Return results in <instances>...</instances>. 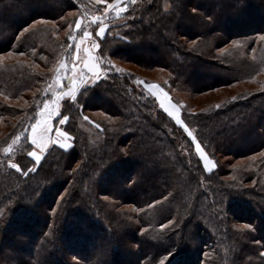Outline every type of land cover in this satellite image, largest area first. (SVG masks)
I'll list each match as a JSON object with an SVG mask.
<instances>
[{"label": "trees", "instance_id": "trees-1", "mask_svg": "<svg viewBox=\"0 0 264 264\" xmlns=\"http://www.w3.org/2000/svg\"><path fill=\"white\" fill-rule=\"evenodd\" d=\"M102 10L0 0V56L15 57L0 60V118H16L0 131V264H264V0H138L107 20L105 74L62 103L72 148L52 147L35 170L26 132L3 152ZM123 63L165 73L213 170ZM220 88L236 89L190 101Z\"/></svg>", "mask_w": 264, "mask_h": 264}, {"label": "rangeland", "instance_id": "rangeland-1", "mask_svg": "<svg viewBox=\"0 0 264 264\" xmlns=\"http://www.w3.org/2000/svg\"><path fill=\"white\" fill-rule=\"evenodd\" d=\"M91 1L94 2L95 5L101 6L103 9L101 14H99V13L93 14V21L100 22V25L98 26L97 32L95 35H93V33L91 31H87L89 33V35L87 37H84V35L82 37H80L78 39L77 43H80V41L83 40V44L81 45V49L79 50V53L77 52V49L75 48L73 53L65 61L61 62L59 64V66L53 71L54 73H53V78L51 80V83L49 85H47L46 88L44 89V93L46 95H45V99H44L43 103H45V104H47L48 101L51 102V101L55 100V96L68 94L67 91L69 89V83H68L67 78L72 75L71 69H72V65L74 63L77 65V72H76V81L77 82L74 81V83H76V87H77L76 97H77L79 91L85 85L92 84L95 82V81L90 79L91 75H90V73L87 72V70H84L83 72L80 71V69L83 68V61H84V58L86 55V52L84 51V49H90L91 53H96L97 50H99L101 47V43H100L101 39L105 37V34L108 30V27H109L108 23H107L108 18H115V17L119 18L120 17V19H123L124 18L123 14H125V13L127 14V12H129L131 10L132 5H134L135 3L138 2V0H135L134 3L132 2V0H122L120 7L125 8V10L118 13L115 9H108V11H105V9L108 7V4L113 3V0L112 1L91 0ZM164 4H165L166 9H170L172 6V4L168 1L164 2ZM81 21H82V19L80 18L79 23H81ZM81 26L82 25L80 24V27ZM101 26L105 27V32L103 34H101L99 32V28ZM87 29H89V27ZM93 40H96V42L94 44H90V43H92ZM93 45H96V47H93ZM77 55L82 57V59L77 60ZM13 58H15V57L13 55H10V54H7V55L5 54L4 56H0V60H7V59L12 60ZM112 61L116 63L115 59H113ZM62 65H64L65 67L62 68ZM99 65H100V63H99ZM122 66L126 69H130L131 71H135L138 74H140L142 77L141 83L143 86L145 84L155 85L156 87L152 88V89L146 88L145 86L144 87L149 91V93H151L156 98L158 104L164 110L168 109V111L174 112V115H171V116L175 121H176L177 116L181 119V121H183L182 116H181L180 106L173 101L169 89L163 85V81L165 79V73L163 71H161V70H146V69L141 68V67H139L135 64H132V63H123ZM100 69H101V66H100ZM103 74H105V72L101 69L100 70V77ZM57 76L63 77V79L60 81L59 86H55V83L57 82ZM81 77H83V79L86 80L87 83H81V79H80ZM235 89L236 88H233V89L232 88L216 89V90L211 91L209 93H205V94H202V95H199L196 97H192L190 99V101L195 106V109H198V108L202 107L204 104H206L207 102H209L211 99L216 100V99H220L222 96H225L228 94L230 95L231 93H233L235 91ZM61 91H63L64 93L63 94L58 93ZM66 99H71V98L68 96H64L59 100V102L57 103L56 113L52 116L51 122L49 121V127L50 126L52 127V131L49 133H47V132L42 133V137H41V140L39 143H37L36 141H33V143H36V146L38 148L35 145L31 144V140H32L31 126L34 127L36 120H37V122L39 121V119H40L39 113L43 109V104H42V107L37 112L35 120L31 121V122L28 121V123L21 126V129H23V130L20 133H18L17 136H15L9 142V144L4 148L3 152L5 154H8V155H12L13 153H15L16 149H18V147L20 146V143L23 141V139H25V132L27 133L28 142H25L24 144L26 145V149L28 151V154H31V151H36L38 153V155L40 156V160H38V161L35 160L34 157H31L36 162V165H34L32 167L33 170H35L37 165H39V163L43 160L46 153L52 147H58V148L60 147V149L62 148L64 150H70L73 146V136L65 129V124H66L67 120L63 123V119H67V117L62 116V114H61L62 103ZM13 103H15L17 105L16 101ZM51 106L56 107V105H51ZM168 111H166V112L168 113ZM15 120H16V118H10V117L0 118V131L7 130L10 122H14ZM61 123H63V124H61ZM182 126H183V128L187 127L186 124L184 123V121H183ZM57 129H58V132L56 131ZM187 129H188V131H191L193 133V131L190 130L188 127H187ZM84 130L86 132H89V133H92V131H93L89 127L88 128L86 127ZM60 133H66V135L62 136V135H60ZM193 136H194V133H193ZM196 143H199V142L195 138L194 148L197 151L198 155L200 156L204 166H205V158L212 161L211 165H208L205 168L208 171L213 170L216 167V161L208 154V152L205 150V148L200 143H199L200 144V151H198L196 148ZM9 165H10V167L15 168V169L20 171V167L15 163L14 160H11V161L9 160ZM241 169H242V167H241ZM253 172L254 171H252V172L248 171L250 176L253 175ZM245 185L249 186V184H245ZM10 204H12V203H10ZM125 208H129V209L132 208V210H135V208L131 207V206H125ZM21 222H23V221H21ZM262 253L264 254V250Z\"/></svg>", "mask_w": 264, "mask_h": 264}, {"label": "snow or ice", "instance_id": "snow-or-ice-1", "mask_svg": "<svg viewBox=\"0 0 264 264\" xmlns=\"http://www.w3.org/2000/svg\"><path fill=\"white\" fill-rule=\"evenodd\" d=\"M132 2L134 3L135 0H132ZM122 3V0H113V3L108 4V7L105 9V11H108V9H115L118 13L122 12L125 10V8L120 7ZM95 22V21H93ZM80 27V23L79 21H77V28ZM24 31H27V29H25ZM99 32L101 34H103L105 32V27L101 26L99 28ZM89 35V33L87 31L84 32V37H87ZM70 39L72 38L71 36L69 37ZM262 40H264V36L261 37ZM83 44V40L80 41V43H77L75 45L77 52L79 53V50L81 49V45ZM93 47H96V45H93ZM84 51L86 53L89 54L88 59L83 61V68L80 69L81 72H83L84 70H87L88 73H91V77L90 79L93 81H96L99 79L100 77V70L99 67L96 63L92 62V57L90 55L91 50L90 49H84ZM82 59V57H80L79 55H77V60ZM65 66L62 65V68H64ZM72 75L69 76L68 79V83H69V89L67 91V95H58L55 96V100L51 101V102H47V104L43 103V109L42 111L39 113L40 115V119L39 121L35 122V126H31V135H32V140H31V144L36 146V143H33V141H36L37 143L40 142L41 137H42V133L44 132H51L52 131V127H49V121L51 122V118L52 116L56 113V109H57V103L59 102V100L64 97V96H68L70 97L73 101H75L76 99V94H77V87H76V72H77V65L74 63L72 65ZM63 79V77L57 76V82L55 83V86H59L60 85V81ZM81 79V83H87L86 80L83 79V77L80 78ZM146 88L152 89L155 88V85H151V84H145L144 85ZM60 94H63L64 92H58ZM51 105H56V107H52ZM166 111H168V109H165ZM168 114L174 115L173 111H168ZM68 119V117H67ZM67 119H63V123L67 120ZM87 119V117L85 118ZM61 123V124H63ZM176 123L177 125H182L183 121H181V119L177 116L176 117ZM97 127L99 128L100 126L97 125ZM58 132V129L56 130ZM60 131V130H59ZM184 131L187 132V135L189 137H192L193 141H195V137L193 136V133L191 131H188L187 127L184 128ZM60 135L64 136L66 135V133H60ZM37 147V146H36ZM38 148V147H37ZM196 148L198 151H200V144L196 143ZM10 153V152H9ZM203 155V154H202ZM29 157H34L35 160H40V156L38 155V153L36 151H31V154H28ZM212 161L208 160L205 158V167H207L208 165H211ZM77 167H79V165H77ZM25 175H27V172L24 173ZM236 227H243V228H249L250 226L245 224V225H237ZM165 260H167V256L164 257L163 259L160 260V264H165Z\"/></svg>", "mask_w": 264, "mask_h": 264}, {"label": "crops", "instance_id": "crops-1", "mask_svg": "<svg viewBox=\"0 0 264 264\" xmlns=\"http://www.w3.org/2000/svg\"><path fill=\"white\" fill-rule=\"evenodd\" d=\"M90 55L92 57V62L96 63L98 65V67H99V70H101L100 69V65H99V61H98V57H97L96 53H90ZM88 56H89V54L86 53L84 60L88 59ZM90 75H91V73H90Z\"/></svg>", "mask_w": 264, "mask_h": 264}, {"label": "built area", "instance_id": "built-area-1", "mask_svg": "<svg viewBox=\"0 0 264 264\" xmlns=\"http://www.w3.org/2000/svg\"><path fill=\"white\" fill-rule=\"evenodd\" d=\"M95 42H96V40H93L92 43H90V44H94Z\"/></svg>", "mask_w": 264, "mask_h": 264}]
</instances>
